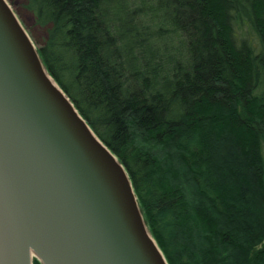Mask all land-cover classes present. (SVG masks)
Masks as SVG:
<instances>
[{
	"label": "trees",
	"instance_id": "trees-1",
	"mask_svg": "<svg viewBox=\"0 0 264 264\" xmlns=\"http://www.w3.org/2000/svg\"><path fill=\"white\" fill-rule=\"evenodd\" d=\"M25 6L168 264H264V0Z\"/></svg>",
	"mask_w": 264,
	"mask_h": 264
},
{
	"label": "water",
	"instance_id": "water-1",
	"mask_svg": "<svg viewBox=\"0 0 264 264\" xmlns=\"http://www.w3.org/2000/svg\"><path fill=\"white\" fill-rule=\"evenodd\" d=\"M168 264L124 164L0 0V264Z\"/></svg>",
	"mask_w": 264,
	"mask_h": 264
},
{
	"label": "rangeland",
	"instance_id": "rangeland-1",
	"mask_svg": "<svg viewBox=\"0 0 264 264\" xmlns=\"http://www.w3.org/2000/svg\"><path fill=\"white\" fill-rule=\"evenodd\" d=\"M12 7L17 11L18 16L20 17L21 21L26 25L29 30L32 31V33L35 35L37 38H43L45 35V29L42 27L38 26L35 23L34 16L28 10L25 6L26 0H8Z\"/></svg>",
	"mask_w": 264,
	"mask_h": 264
}]
</instances>
